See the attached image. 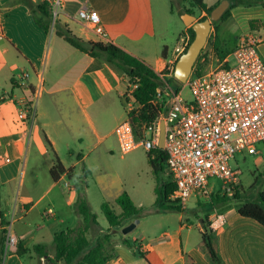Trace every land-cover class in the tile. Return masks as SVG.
<instances>
[{
	"label": "crops",
	"instance_id": "0c3cea01",
	"mask_svg": "<svg viewBox=\"0 0 264 264\" xmlns=\"http://www.w3.org/2000/svg\"><path fill=\"white\" fill-rule=\"evenodd\" d=\"M52 1L47 0L49 4ZM221 1L204 0V3L214 9ZM85 4L99 13L106 36L96 34L78 17V10ZM62 6L55 23L61 30L68 29L85 42L112 43L143 60L157 73L168 66L174 49L167 44L165 33L158 31L152 0H63ZM231 13L229 19L217 26L220 47L229 53L224 59L232 57L245 36H255L260 45L264 44V27L258 28L259 22L255 29L250 27L251 21L264 24L263 5L238 6ZM206 16L205 12H200L198 19ZM51 26H55L53 22ZM188 28L185 25L177 35L175 46L180 34ZM24 74L29 75L25 80ZM42 75L44 91L32 122L22 115V109L32 101ZM129 87V78L112 64L75 49L63 37H51L50 31L46 32L35 22L29 8L20 0H0V192L4 190L0 229L8 230L11 225L18 244L28 250L20 257L17 249H8L5 264H28L27 257L34 261L35 245L52 246L57 233L74 229L81 221L71 223L66 212L67 207L70 209L71 204L76 203L78 194L68 197L58 190H63V180H71L67 172L71 171L74 178L79 164L86 165L100 144L117 137L116 127L127 118L124 96ZM84 146L92 148L84 153ZM107 148L110 153L114 151L111 146ZM55 156L66 170L57 182L50 175ZM149 166L146 171L152 182L149 198H152V188L155 204L156 179L150 163ZM28 172L35 173V177L39 173L43 175V180L36 182V187L45 189L42 196L35 204L25 199L12 203L11 189ZM66 183L69 181L64 183L68 193L78 191L70 183V187H66ZM98 183L105 191H113L114 203L109 201L113 206L116 199L127 192L135 205L141 207L138 201H141L139 195L143 187L133 183L129 188L115 187L113 182L108 184L103 178H98ZM52 193L49 203L57 206L60 216L57 217L51 207L52 214L45 209L44 218H54V221L48 220L35 230L27 220L35 206ZM212 194L217 192L211 190L209 197L192 196L186 207L179 210L177 224L171 223L170 211L156 207L147 217L148 230H138L142 218L127 235L122 233L123 227L113 229L100 225V233L115 234L108 264H214L201 243L204 226L216 236L217 251L224 264H264V227L240 214L242 201L216 208ZM184 211L190 212L192 219L185 218ZM3 220L8 223L4 227ZM136 220L130 219L125 226ZM123 239L130 245H124Z\"/></svg>",
	"mask_w": 264,
	"mask_h": 264
},
{
	"label": "built area",
	"instance_id": "2783aa9c",
	"mask_svg": "<svg viewBox=\"0 0 264 264\" xmlns=\"http://www.w3.org/2000/svg\"><path fill=\"white\" fill-rule=\"evenodd\" d=\"M47 1V0H43ZM63 0H53L50 13L55 25L63 8ZM85 25L100 36H106L101 17L94 9L83 5L77 12ZM192 43L188 30L180 34L168 66L158 72L162 85L154 103L162 107L158 118L143 126L137 134L132 124L134 113L141 107L133 96L130 84L125 93L127 118L115 130L119 148L124 154L139 147L148 152L161 148L167 153L166 169L169 183L174 186L166 199L168 207L185 208L194 196L209 197L210 181L222 183V190L234 196L241 171L232 163L245 151L258 154L264 145V60L259 53L260 40L244 37L230 59L205 74L191 73L186 85L192 98L184 99L175 86V64ZM29 77L24 74L25 80ZM32 101L22 109V115L35 120L38 101L44 91L43 75L39 76ZM175 79L176 81L170 82ZM70 187L69 183L65 184ZM53 213L52 209L48 210ZM6 236V248L17 249L18 240L11 225ZM108 264V261L105 263Z\"/></svg>",
	"mask_w": 264,
	"mask_h": 264
},
{
	"label": "trees",
	"instance_id": "16d2710c",
	"mask_svg": "<svg viewBox=\"0 0 264 264\" xmlns=\"http://www.w3.org/2000/svg\"><path fill=\"white\" fill-rule=\"evenodd\" d=\"M229 1L230 7L222 16V21L229 19L232 15V9L238 6H264V0ZM20 2L29 8L35 22L43 30L49 32L52 24L50 4L47 1L35 3L33 0H20ZM189 3L191 7L186 9V12L195 14L192 10L194 8L207 14L206 17L200 19L202 21L206 20L213 10V8H207L204 0H189ZM258 22L260 23L258 28L264 27V24L261 21H251L250 27L255 29V24ZM56 25L55 28L57 35L63 37L64 40L72 47L93 58L112 64L116 69H118V71H120V73L129 78L130 84L134 86L133 96L141 106L134 113L132 120V124L137 134H140L143 126H148L156 121L162 111V107L155 104L154 100L157 90L162 85V80L151 66L112 43L103 44L85 42L73 35L68 29L61 30ZM213 29L215 32L213 35L209 36L208 43L211 41V47L215 54L223 60L229 53L223 51L220 47L221 40L215 23H213ZM188 31L190 32L191 40L193 41L195 38V32L192 27H189ZM203 51L195 64L194 70L196 72L199 70L198 64L201 60ZM198 74H202V72L198 71ZM173 81L176 80H170V82ZM48 144L50 145L49 142ZM148 159L156 179V207H158L160 211H179L180 208L168 207L164 203L167 195L174 190V186L169 183V177L164 176L167 170V153L163 149L157 148L148 152ZM64 174H66V170L60 159L55 156V162L50 170V175L52 179L57 182ZM67 176L70 179H73L71 171L67 172ZM238 188L239 187L237 186L235 194L236 198L239 196ZM226 198V194L223 195L222 199L219 194L215 195L216 202H224ZM115 203L120 207V213L114 209V206L110 202H104L101 204V210L105 214L110 228L113 229L124 227L132 218H140L143 212V208L136 206L127 192H123L116 199ZM75 208L77 214L82 217V224L78 228L67 229L55 235L53 240L55 250L54 256H50L47 248L48 246L46 244L35 245L32 252L40 258L45 257L50 264H105L111 257L110 249L112 247L115 234L113 232H109L99 235L93 242L90 235L94 230L100 227V223L98 221V215L93 212L92 206L85 193H79ZM239 212L243 217L253 219L264 227V190L258 194L257 200L243 202V206ZM7 224L8 223L6 221H2V227ZM100 230L101 228L98 231ZM110 230L111 229H109V231ZM6 236L7 230L5 228H1L0 264H5V257L7 254ZM122 243L127 246L130 245V242L127 239H123ZM201 243L205 247L214 264H224L217 251L216 236L211 230H208L206 226H204L201 231ZM27 252V249H25L21 244H18L17 253L20 257L24 256Z\"/></svg>",
	"mask_w": 264,
	"mask_h": 264
},
{
	"label": "rangeland",
	"instance_id": "374dc122",
	"mask_svg": "<svg viewBox=\"0 0 264 264\" xmlns=\"http://www.w3.org/2000/svg\"><path fill=\"white\" fill-rule=\"evenodd\" d=\"M152 6L156 14L158 31L165 33L167 44L171 49H174L175 39L177 35L185 28L182 20V14L186 12V9H189L191 7L189 0H152ZM192 10L195 12V15L198 18V16L200 15L199 10L194 8ZM209 17L210 16H208V18ZM214 23L216 26H218L221 25L223 21L220 19L219 21ZM55 29V26H51L49 30L50 36L53 38L57 36V34L55 33ZM213 34L214 29L212 28L210 35ZM211 48V41L210 43L207 42L202 53L201 60L198 64V71L202 72V74H205L214 69L218 65L219 61H221V58H219L213 51H211ZM258 49L260 55L262 56V59L264 60V44L259 45ZM175 87L178 90H182V96L184 99L192 98V94L186 85L179 84ZM107 146H111L114 151L110 153L107 150ZM90 148H92V146H84V153L88 152ZM256 148L259 152L258 154H250L249 152L245 151L244 153L239 154L236 160L232 163V166L234 168H238L241 171L240 182L238 185V198H236L235 195L232 196L226 194L222 190V183L219 180L213 179L210 181V190L217 192L221 199L223 198L224 194H226L227 197L224 202H217L215 204L216 208H219L220 206L228 202L236 203L238 201L245 202L257 200L258 194L264 190V145H259ZM149 167L148 151L144 147H139L130 153L124 154L119 148L117 137H111L105 144H100V146L92 153L90 161H88L86 165L81 163L76 167V173L74 174L73 179H66L62 181L61 186L63 187V190L58 191L61 193L62 191H64L65 193H67L65 195L68 197H73L77 194L79 196L80 192L85 193L88 201L92 206L93 212L98 215V221L100 225L103 228H109L106 216L101 210V204L104 202L114 201L113 191L111 189L105 191V188H103L98 183V178H103L105 181H107L108 184H111L113 182L115 184V187L127 186L129 188L131 187L132 183L134 186H141L143 187L142 193L139 195V199L141 201H138V204L144 209L140 216V218H142V224L139 226L140 228H138V230H148L150 227L147 217L156 209V205L154 204L155 192L152 188V198H149V184L152 183L150 176L146 175V171H149L150 169ZM164 176L167 177V172L164 174ZM33 178H35V181ZM42 180L43 175L41 173L38 174V177H35V173L31 172L23 175L14 185L13 189H11L10 199L12 203H14L18 199H25L29 200L32 204H35L45 190L43 188L36 187V182ZM66 181H69L72 186H76L75 188H77L78 191H73L71 194L68 193L67 189L64 187V183ZM0 195L2 196L0 202L1 204H3V189L1 190ZM51 196H53V193L51 195H48L47 198L36 205L34 210L31 212L29 219L27 220L32 223L35 230H37L39 226L43 225L44 222L48 220L54 221V218H44L45 216L43 215V212L50 207L54 210V214L58 215L57 217L60 216V213L57 212V206H55L54 203H49V199ZM75 204L76 203L71 204L70 209H68L67 207L66 212L67 216L70 217L69 220L71 223L81 220L75 227L78 228L82 224V217L77 214ZM114 209H116L117 211L121 210L117 204H114ZM170 212L172 215L170 219L172 222H170L177 224L179 222L180 212ZM184 216L187 219H192L193 217L188 211H184ZM140 218H138L137 220L140 221ZM56 219L59 220L58 218ZM185 221L186 219H184V222ZM205 223L208 224V220L205 219ZM14 228H16L15 225L13 226V229ZM99 229L100 227L94 230L90 235V238L93 242L95 241L97 235H103L102 233H100V231H98ZM207 229L210 230L209 228ZM47 248L50 256L53 257L55 254L54 245L52 244V246ZM33 255L34 261H31L27 257L28 264H50L45 257L40 258L35 253Z\"/></svg>",
	"mask_w": 264,
	"mask_h": 264
},
{
	"label": "water",
	"instance_id": "95a60500",
	"mask_svg": "<svg viewBox=\"0 0 264 264\" xmlns=\"http://www.w3.org/2000/svg\"><path fill=\"white\" fill-rule=\"evenodd\" d=\"M230 1L222 0L211 12L210 17L206 20H198L195 14L185 12L182 14L184 25L192 27L195 32V38L189 48L183 53L175 64L174 76L180 84H185L194 70V66L205 48L213 23L219 21L224 13L229 9ZM140 221L131 223L122 229V233L127 235L130 233Z\"/></svg>",
	"mask_w": 264,
	"mask_h": 264
}]
</instances>
